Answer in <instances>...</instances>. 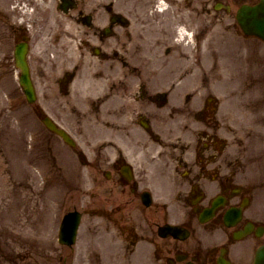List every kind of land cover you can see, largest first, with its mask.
Returning <instances> with one entry per match:
<instances>
[{"label": "flooded vegetation", "instance_id": "flooded-vegetation-1", "mask_svg": "<svg viewBox=\"0 0 264 264\" xmlns=\"http://www.w3.org/2000/svg\"><path fill=\"white\" fill-rule=\"evenodd\" d=\"M40 1L46 5L47 0ZM241 1L211 0L208 5L205 0H167L160 7L157 0H75L51 39L43 35L47 15L41 12L36 37L29 24H9L8 38L2 35L0 87L20 90L14 80L13 51L25 41L38 103L34 111L47 114L74 137L84 138L86 151L96 152L95 163L87 165L102 177L99 184L104 183V201H110V209L93 207L90 194L82 213L111 219L127 248L144 239L158 252V226L179 212L181 226L189 228L192 236L166 240L176 255L189 248L196 255L201 244L195 236L198 228L219 230L226 246L234 230L257 231L262 226L264 235V221L246 214L250 188L240 189L236 182L233 128L222 125L212 93L203 83L183 76L185 68L174 72L172 66L158 65L169 56H184L186 33L191 31L198 43L206 18L221 24L225 13H232L230 8ZM229 25L233 29V23ZM174 47L181 48L172 51ZM18 90L13 99L28 102ZM223 133L231 135V142L222 138ZM93 137H102L103 144L89 145ZM76 151L83 153L81 148ZM97 178L90 183L96 184ZM194 195L201 197L199 212L214 209L213 217L203 224L193 225L187 199ZM216 199L220 203L213 205ZM171 200L176 204L169 206ZM227 207L242 211L232 229L224 223ZM223 245L197 256L199 262L204 258V264L214 263ZM223 255L228 256L226 251Z\"/></svg>", "mask_w": 264, "mask_h": 264}, {"label": "rangeland", "instance_id": "rangeland-1", "mask_svg": "<svg viewBox=\"0 0 264 264\" xmlns=\"http://www.w3.org/2000/svg\"><path fill=\"white\" fill-rule=\"evenodd\" d=\"M8 2H9V0H0V6H6L8 4ZM255 56L259 57L260 54L255 53ZM245 59H246V57L241 56L240 51L238 52V56H234V58H233V71L235 73L236 78H241L244 75L242 70L244 69V65L246 66ZM213 63H214V60L212 59L211 65H213ZM246 63L248 66H250L248 60H246ZM251 95H253V94H251ZM18 135H20V133L13 132L14 137H16ZM6 142L7 141H6L5 137H4V140L0 141V149H1V151L4 152L3 155L0 153V161L4 160V157H5L6 148H7ZM16 144H17L16 141H14L13 146L12 147L9 146L10 148L8 149L10 154L14 155V158L16 157V150H17V148L15 147ZM7 155L10 157L8 152H7ZM33 163H35V162H33ZM30 173L32 174V176L36 177L33 169H30ZM63 173L66 174V175L65 174L62 175L63 177L68 175V173L65 171ZM59 183H61V182H59ZM23 188H25V187H23ZM54 188H56V189L58 188L57 189L58 190L57 194H59L58 201H60V200H63V201H69L70 200L71 201L72 200V195L70 196L71 190L69 188H66V192H65L64 187H62L60 189V186L57 183L55 184ZM26 192L31 196H32V193H36L33 190V186H32V189H31V187H29V190H27ZM39 199H41V198H39ZM41 200H42V204H43V199H41ZM39 202L35 203V205H37L36 209H40ZM32 207H33V209H35L34 208L35 206H32ZM49 207L50 206L47 207L48 210H49ZM31 209L32 208L30 206L29 210H31ZM12 220H13L12 217L0 216V226L2 227L1 230H3V231H0V232H3V234L0 233V264H8L9 262H16L19 258H21V255L23 254V250L21 248L22 242H23L24 238H27L29 235L26 233V231H25L26 229L25 230L15 229L12 231V233H9L7 235L5 233V230H6L7 226L11 225ZM25 228L30 229V227H27V226H25ZM53 261H54V264L57 263L56 258H53Z\"/></svg>", "mask_w": 264, "mask_h": 264}, {"label": "water", "instance_id": "water-1", "mask_svg": "<svg viewBox=\"0 0 264 264\" xmlns=\"http://www.w3.org/2000/svg\"><path fill=\"white\" fill-rule=\"evenodd\" d=\"M248 16L249 17L247 21L244 23V25H247L248 27H250L253 33L264 38V34L261 30V27L255 24L257 20H261L264 18V1H262L260 4H258L254 8H251ZM262 252H260V254ZM255 264H264V255L259 256Z\"/></svg>", "mask_w": 264, "mask_h": 264}]
</instances>
